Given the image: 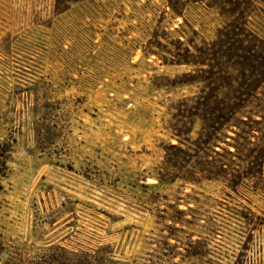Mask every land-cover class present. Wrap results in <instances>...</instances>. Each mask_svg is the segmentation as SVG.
Here are the masks:
<instances>
[{
	"label": "rangeland",
	"instance_id": "374dc122",
	"mask_svg": "<svg viewBox=\"0 0 264 264\" xmlns=\"http://www.w3.org/2000/svg\"><path fill=\"white\" fill-rule=\"evenodd\" d=\"M173 1L0 0V264H264V165L200 177L213 149L241 166L228 127L264 89L199 145L233 77L195 64L231 11L264 37V0Z\"/></svg>",
	"mask_w": 264,
	"mask_h": 264
},
{
	"label": "trees",
	"instance_id": "16d2710c",
	"mask_svg": "<svg viewBox=\"0 0 264 264\" xmlns=\"http://www.w3.org/2000/svg\"><path fill=\"white\" fill-rule=\"evenodd\" d=\"M168 2L174 9V1L168 0ZM235 12L231 11V16H233L232 19L234 20L226 24L218 32L215 41L203 42L201 47L195 49L200 59L195 64H207L209 72L212 75H223L230 71L233 77L229 83L216 84L215 92L221 93L223 89L230 88L232 98L230 104L225 103L227 105L225 111H219V115L216 117V124L219 127L210 125L208 126V131L207 128L204 129V132H207L202 135V138H199V145L208 146L213 138L217 140V132L224 128L235 115L239 114L244 109L246 103L251 99H257L261 93V89H264V37L248 27V19L243 10L237 9V16L234 15ZM187 53H189V50ZM182 60L185 63L191 62L188 58ZM214 70L215 72H212ZM207 78L204 80L206 84H208V80H211L212 76L210 75ZM207 88L209 89V86ZM203 91L205 90L203 89ZM202 105L205 108L206 104ZM259 114L260 120H256L250 116H246V119H244L243 115H241L240 126L231 124L228 127L231 130H233V126L236 127V131H234L235 138L233 139L234 152L228 148H222V150L230 156L229 161L232 164H234V161H238L241 164V166L239 164L235 165L233 168L235 173H232L229 170L228 164L221 159V157L224 158L223 155L213 149V152L218 155V158L211 161L214 167L201 171L202 175L200 177L205 179L221 177L233 188H236L243 179L255 177L253 170L256 167L262 168L264 165V132H262L264 127L261 126L264 125V114L262 111H259ZM254 125L256 128H261L257 130L261 134L260 136L254 134ZM252 136L259 140L253 148L250 147L253 145L251 141ZM224 142L230 145L227 141ZM218 144L216 141L215 145ZM255 148L259 149V156L253 155ZM9 154L10 149H8V145L0 148V191L3 188L1 177L5 174L6 160ZM261 192L264 194L263 190ZM72 255L76 256L77 254L72 253ZM82 260L83 264H94L96 262L101 264L95 255L87 254Z\"/></svg>",
	"mask_w": 264,
	"mask_h": 264
}]
</instances>
